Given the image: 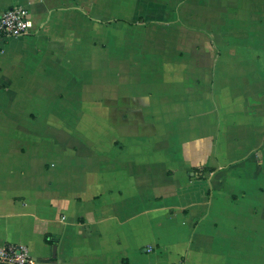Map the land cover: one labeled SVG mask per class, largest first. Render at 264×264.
Here are the masks:
<instances>
[{"label":"crops","instance_id":"0c3cea01","mask_svg":"<svg viewBox=\"0 0 264 264\" xmlns=\"http://www.w3.org/2000/svg\"><path fill=\"white\" fill-rule=\"evenodd\" d=\"M12 6L32 27L0 33V247L264 264V0Z\"/></svg>","mask_w":264,"mask_h":264},{"label":"built area","instance_id":"2783aa9c","mask_svg":"<svg viewBox=\"0 0 264 264\" xmlns=\"http://www.w3.org/2000/svg\"><path fill=\"white\" fill-rule=\"evenodd\" d=\"M31 27L29 11L23 6H12L0 15V33L4 36H25ZM0 264H35V261L26 246L8 244L0 247Z\"/></svg>","mask_w":264,"mask_h":264},{"label":"water","instance_id":"95a60500","mask_svg":"<svg viewBox=\"0 0 264 264\" xmlns=\"http://www.w3.org/2000/svg\"><path fill=\"white\" fill-rule=\"evenodd\" d=\"M55 251H56V246L53 245V246H52V255H53V257H54V255H55Z\"/></svg>","mask_w":264,"mask_h":264}]
</instances>
